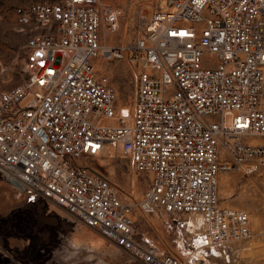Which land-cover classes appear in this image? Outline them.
Here are the masks:
<instances>
[{
    "label": "built area",
    "instance_id": "built-area-1",
    "mask_svg": "<svg viewBox=\"0 0 264 264\" xmlns=\"http://www.w3.org/2000/svg\"><path fill=\"white\" fill-rule=\"evenodd\" d=\"M16 16L30 32L27 79L0 92V177L22 204H55L143 264L189 261L146 245L136 211L197 218L201 251L252 239L250 214L222 204L220 180L264 169V0H165L139 13L125 46L103 43L124 12L100 0ZM122 60L139 69L130 114L118 112L117 89L98 69ZM112 145L147 176L137 204L89 163Z\"/></svg>",
    "mask_w": 264,
    "mask_h": 264
},
{
    "label": "rangeland",
    "instance_id": "rangeland-1",
    "mask_svg": "<svg viewBox=\"0 0 264 264\" xmlns=\"http://www.w3.org/2000/svg\"><path fill=\"white\" fill-rule=\"evenodd\" d=\"M61 0H0V92L9 91L27 79L24 45L27 34L17 23L18 8L34 4H55ZM165 0H100L120 8L124 16L115 34H106L103 43L125 46L135 41L137 19L141 11L151 15ZM133 58V54H131ZM99 71L107 75L118 92V112L131 113L135 95V73L128 60L99 62ZM28 99L24 105L28 104ZM92 166H102L120 188L126 203L140 202L148 187L145 174L136 175L121 149L110 146L101 158L91 159ZM220 197L224 206L250 214L253 237L237 251L203 250L201 229L188 223L189 216L176 219L159 213L134 216L140 239L160 252L188 259L189 264H264V169L251 176L242 172L223 174ZM199 221V220H198ZM199 227V224L197 225ZM250 249V250H249ZM0 264H143L107 241L100 233L83 227L68 212L55 204L30 209L22 204L0 177Z\"/></svg>",
    "mask_w": 264,
    "mask_h": 264
},
{
    "label": "bare ground",
    "instance_id": "bare-ground-1",
    "mask_svg": "<svg viewBox=\"0 0 264 264\" xmlns=\"http://www.w3.org/2000/svg\"><path fill=\"white\" fill-rule=\"evenodd\" d=\"M253 142H258V143L260 142V143H261V142H263V141H260V140H254ZM195 219L197 220V221H196L197 223L195 224L194 221H191V224L194 225L193 227L199 228V227H197V225L199 224V226H200V222L198 221L197 218H195ZM249 250H250V249H249Z\"/></svg>",
    "mask_w": 264,
    "mask_h": 264
},
{
    "label": "crops",
    "instance_id": "crops-1",
    "mask_svg": "<svg viewBox=\"0 0 264 264\" xmlns=\"http://www.w3.org/2000/svg\"><path fill=\"white\" fill-rule=\"evenodd\" d=\"M226 207H228V205L226 206ZM38 208V207H37ZM235 208V207H234ZM31 209V208H30ZM32 209H35V208H32Z\"/></svg>",
    "mask_w": 264,
    "mask_h": 264
},
{
    "label": "snow or ice",
    "instance_id": "snow-or-ice-1",
    "mask_svg": "<svg viewBox=\"0 0 264 264\" xmlns=\"http://www.w3.org/2000/svg\"><path fill=\"white\" fill-rule=\"evenodd\" d=\"M39 55V54H38Z\"/></svg>",
    "mask_w": 264,
    "mask_h": 264
}]
</instances>
